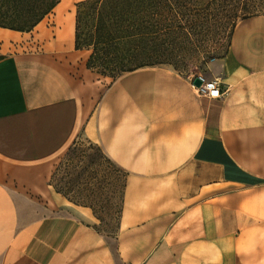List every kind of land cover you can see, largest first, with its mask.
<instances>
[{
    "label": "crops",
    "instance_id": "1",
    "mask_svg": "<svg viewBox=\"0 0 264 264\" xmlns=\"http://www.w3.org/2000/svg\"><path fill=\"white\" fill-rule=\"evenodd\" d=\"M81 1L0 27V264H264V12L198 72L220 81L207 98L163 65L89 78ZM32 32L35 49L1 52ZM78 133L126 175L114 236L50 183Z\"/></svg>",
    "mask_w": 264,
    "mask_h": 264
},
{
    "label": "rangeland",
    "instance_id": "2",
    "mask_svg": "<svg viewBox=\"0 0 264 264\" xmlns=\"http://www.w3.org/2000/svg\"><path fill=\"white\" fill-rule=\"evenodd\" d=\"M262 12L264 0H179L173 14L155 7L144 8L138 15V25L132 31L136 35L130 45L137 47L138 55L126 67L163 65L186 77L197 75L207 61L226 51L231 31L240 19ZM93 24L90 10L84 9L78 27L80 42L90 40ZM40 41L35 32L17 34L5 41L1 52L33 50ZM88 69L89 78L103 82L124 73L113 64ZM125 178V173L96 144L78 133L55 156L50 183L55 191L67 193L78 205L91 207L97 220L95 228L105 236H114Z\"/></svg>",
    "mask_w": 264,
    "mask_h": 264
},
{
    "label": "trees",
    "instance_id": "3",
    "mask_svg": "<svg viewBox=\"0 0 264 264\" xmlns=\"http://www.w3.org/2000/svg\"><path fill=\"white\" fill-rule=\"evenodd\" d=\"M56 2L57 0H0V27L30 31L55 6ZM178 2L179 0L175 2L172 0L81 1L77 3L76 9L75 48L91 49L86 62L88 68L97 66L108 68L109 64H113L124 72L135 69L127 68L126 63L138 55L137 47H130L136 35L132 31L138 25V15L144 8L146 10L152 7L166 14H173ZM84 9L90 10L94 24L92 34L89 35L90 40L80 42L78 27ZM56 191L76 203L67 193L61 190Z\"/></svg>",
    "mask_w": 264,
    "mask_h": 264
},
{
    "label": "built area",
    "instance_id": "4",
    "mask_svg": "<svg viewBox=\"0 0 264 264\" xmlns=\"http://www.w3.org/2000/svg\"><path fill=\"white\" fill-rule=\"evenodd\" d=\"M194 77H198L201 80V83L198 86L192 83ZM194 77L191 78V83L198 95L207 98H218L222 95L218 78L205 79L201 74H197Z\"/></svg>",
    "mask_w": 264,
    "mask_h": 264
},
{
    "label": "water",
    "instance_id": "5",
    "mask_svg": "<svg viewBox=\"0 0 264 264\" xmlns=\"http://www.w3.org/2000/svg\"><path fill=\"white\" fill-rule=\"evenodd\" d=\"M192 83L196 86H198L201 83V80L198 77H194L192 80Z\"/></svg>",
    "mask_w": 264,
    "mask_h": 264
}]
</instances>
